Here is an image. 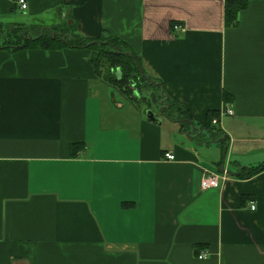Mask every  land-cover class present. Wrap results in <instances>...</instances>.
I'll return each instance as SVG.
<instances>
[{
    "label": "crops",
    "instance_id": "obj_1",
    "mask_svg": "<svg viewBox=\"0 0 264 264\" xmlns=\"http://www.w3.org/2000/svg\"><path fill=\"white\" fill-rule=\"evenodd\" d=\"M25 1L0 30L106 31L186 115L115 93L88 49L0 47V264H264V0Z\"/></svg>",
    "mask_w": 264,
    "mask_h": 264
},
{
    "label": "trees",
    "instance_id": "obj_2",
    "mask_svg": "<svg viewBox=\"0 0 264 264\" xmlns=\"http://www.w3.org/2000/svg\"><path fill=\"white\" fill-rule=\"evenodd\" d=\"M245 7L244 1H226L224 5V25L229 27L233 26L237 23V15L238 13ZM71 25L65 27L61 30L56 29L55 24L50 26L49 28H42L41 31H38L36 35L32 38L26 39L21 37L22 43L15 44L19 38H8L6 37L5 42H0V47H10V48H23V47H39V48H54V49H63V48H72V49H88L90 51H95L96 58H92V62L94 63V68L97 74L99 70H97L99 63L103 62L108 65L105 67L103 71V81L106 82L109 86H111L114 90L117 89L120 93L124 94L126 97L131 95L129 89L125 87L127 91H120L121 87L124 85H128L130 83H134L139 81V84L136 86L143 87L142 80H148V83H153L152 78L147 75L142 66L141 60L130 50V47L127 43L120 40L117 37L108 35V39L103 38L104 34L91 38L87 36H83L77 32V24L75 20H70ZM176 24H173L174 27ZM172 27V28H173ZM25 29L21 26H14L10 30H8V35L13 34L14 36H21V30ZM12 35V36H13ZM117 70L120 72V79H118ZM100 76V75H99ZM159 98H162V94L160 93V89L158 90V94L155 95ZM130 99H132L130 97ZM168 113L167 118L176 117H184L186 115L185 110H181V108L176 105L173 101H170L168 104V108L165 109ZM218 114L216 112L207 113L204 124L202 125L203 130H207L216 134L219 132V129L215 124L212 123L213 119L217 118ZM76 148L78 145L73 146ZM264 169V165L250 169L249 175H254Z\"/></svg>",
    "mask_w": 264,
    "mask_h": 264
},
{
    "label": "rangeland",
    "instance_id": "obj_3",
    "mask_svg": "<svg viewBox=\"0 0 264 264\" xmlns=\"http://www.w3.org/2000/svg\"><path fill=\"white\" fill-rule=\"evenodd\" d=\"M69 25H71V21L68 20V18H67V19H65L64 21L59 22V24L56 25V29L61 30V29L65 28V27H68ZM30 26H32V25L25 26L26 28L23 29V30H21V33H20L21 36H20V37H18V36H14L13 34H9V35H8V33H6V28H3V30H0V33H1L0 36H1L2 42H5V41H6V37H7V35H8V36H9L10 38H12V39L19 38L18 41L15 42V44H20V43H22L21 37H23V38H27V39L32 38V37H34V36L36 35V33H37L38 31H41V29H42V27L31 28ZM37 26H38V25H37ZM101 34H102V35L104 34V36H103L104 40H105V39H108V35H107V34H109L108 32H106V31H102ZM10 35H13V36H10ZM91 53H92V55H93L94 58L97 57L95 51H91ZM105 67H108V65H106V63H103V62H100V63H99V66L97 67V68H98L97 70H99V73L102 72V74H99L100 77H101L102 79H103V71H104ZM118 71H119V70H117V72H118ZM149 77H150V76H149ZM150 78H151V77H150ZM152 80H153V78H152ZM137 84H139V81H136V82H134V83H130V84H128V85H124L123 87H121L120 91L125 92V91H127L126 89L128 88L129 91L131 92V95H130L131 97H135V96H136V99H137V98L144 97V101H145V98H147V97H150V98H151V97H153V96H155V95L158 94V90H159V89L156 88V90H155V88L152 87V86L148 83V80H146V81H143V80H142V83H140V84H143V87H141V85H140L139 87H137V86H136ZM125 87H126V89H125ZM151 87H152V89L154 88V92L151 91V89L149 90V88H151ZM113 88H114V87H113ZM115 90H116V91H115ZM115 90H114L115 93H117V94L120 93L119 91H117V89H115ZM140 92H143V93H145V94H141ZM121 94H122V93H121ZM132 94H134V95H132ZM123 95H124V94H123ZM124 96H125V95H124ZM153 98H154V97H153Z\"/></svg>",
    "mask_w": 264,
    "mask_h": 264
},
{
    "label": "built area",
    "instance_id": "obj_4",
    "mask_svg": "<svg viewBox=\"0 0 264 264\" xmlns=\"http://www.w3.org/2000/svg\"><path fill=\"white\" fill-rule=\"evenodd\" d=\"M17 4L20 7V10H25L27 8V3L25 0H17ZM173 29H182L181 26L179 25H175L173 27ZM232 115L233 114V110L230 108H227L225 110L222 111V115ZM213 124L217 123V119H213L212 120ZM164 158L166 160H174V155L172 152H165L164 153ZM223 178V176H222ZM221 179V175L217 174V173H210L209 176L203 178V180L201 181V187L206 189V188H211V187H217L219 185V181ZM251 210H254V206L251 205ZM207 256V253L203 252L201 254L198 255V258L202 259L205 258Z\"/></svg>",
    "mask_w": 264,
    "mask_h": 264
},
{
    "label": "water",
    "instance_id": "obj_5",
    "mask_svg": "<svg viewBox=\"0 0 264 264\" xmlns=\"http://www.w3.org/2000/svg\"><path fill=\"white\" fill-rule=\"evenodd\" d=\"M117 74H118V79H120V72L118 71ZM145 118H146L147 120H150V121H155V120H157V117L155 116L154 111L151 110V109H146V110H145Z\"/></svg>",
    "mask_w": 264,
    "mask_h": 264
},
{
    "label": "flooded vegetation",
    "instance_id": "obj_6",
    "mask_svg": "<svg viewBox=\"0 0 264 264\" xmlns=\"http://www.w3.org/2000/svg\"><path fill=\"white\" fill-rule=\"evenodd\" d=\"M154 97V101L156 103V105L158 106V108H160L163 112L166 108H168V104H166V102L164 101L163 98H159L157 96H153ZM160 99V100H159ZM167 105V106H166Z\"/></svg>",
    "mask_w": 264,
    "mask_h": 264
}]
</instances>
